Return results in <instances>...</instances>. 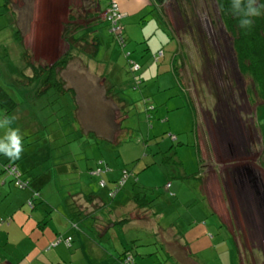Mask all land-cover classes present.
I'll return each mask as SVG.
<instances>
[{"label":"rangeland","instance_id":"rangeland-1","mask_svg":"<svg viewBox=\"0 0 264 264\" xmlns=\"http://www.w3.org/2000/svg\"><path fill=\"white\" fill-rule=\"evenodd\" d=\"M111 2L133 12L124 14V42L104 22L101 8ZM8 6L7 12L0 0L1 83L20 104L9 114L0 107V139L7 129L20 130L23 151L19 159L11 160L25 175L32 163L46 174L49 184L43 192L50 203L59 199L61 208L67 192L76 190H99L108 200L110 185L101 188L100 176H92L91 169L98 162L126 167L138 178V185L151 188L146 191L150 205L160 213V226L168 230V243L154 228L130 231L129 239H138L141 246L136 251L147 253L146 260L134 254L137 264H239L233 241L218 220L219 231L212 227L215 220L204 206L200 179L194 177L204 165L197 154V126L205 151L206 190L215 184L211 167L223 187L213 197L215 210L227 224L230 220L243 264H264V157L256 162L264 139V104L257 111L254 104V90L262 95L263 89L241 71L216 0H165L161 9L169 27L152 0H8ZM93 36L101 39V45L96 57H89L79 48L93 49ZM69 41L76 43L69 51L70 61L65 69L60 64L56 69L67 86H46L45 78L42 83L37 78L28 83L24 75L41 73L31 64L42 70L61 61ZM160 50L169 62L176 58L177 74L166 73L168 61L160 66L163 56L160 62L155 60ZM134 62L141 65L135 72ZM181 98L186 107L180 106ZM256 128L261 130L260 139ZM172 153L175 159L168 157ZM247 166L257 177L259 193L247 173L242 177L245 181L238 175V169ZM184 170L186 176L179 177ZM135 178L129 180L123 196L135 187ZM168 181L172 188H167ZM8 185L9 190L0 188V229L19 222L23 215L29 220L32 210L26 202L19 207L29 190ZM16 198L17 204L9 206ZM171 229H177L179 238H172ZM24 232L33 234L29 225ZM32 237L39 249L37 236ZM15 244L22 242L18 238ZM3 245L12 249L1 242L0 251ZM59 246L71 252L65 243Z\"/></svg>","mask_w":264,"mask_h":264},{"label":"crops","instance_id":"crops-1","mask_svg":"<svg viewBox=\"0 0 264 264\" xmlns=\"http://www.w3.org/2000/svg\"><path fill=\"white\" fill-rule=\"evenodd\" d=\"M152 1L154 2L155 0ZM109 5L110 4L105 6L103 9L101 8V12L106 11ZM119 8L125 15L132 12V10L129 9H127L128 12H125V9L122 8V6ZM130 15H133V12ZM124 17L122 18V25L125 33L127 25L126 23L123 24V20L125 19ZM105 21V24H107L109 28V22L107 20ZM172 50L173 52H176L175 49ZM159 55L160 57H164L160 66H164L166 64L165 62L167 61L169 62V59L165 57V51L162 50V54L159 53ZM173 60L176 61V58ZM173 60H170L168 67H164L166 73H176L177 66ZM158 62H160V58ZM140 66L141 65H139L138 69H140ZM175 96L176 94L170 96V98ZM182 103L183 104H180L181 107L187 106L184 99ZM168 116L169 115L166 117L167 120ZM168 127L170 128V126ZM256 129H258L257 134L260 139L261 130L259 128ZM259 146L261 147V150L256 158L257 163H259V159L264 157V139H262V142L260 139ZM111 168L112 172L107 173L105 176L108 181L116 180L120 176L122 169L117 165L116 167L112 166ZM210 169L214 173L213 174L210 172V175L212 174L215 177V184L210 185L211 188L209 190H206V185L204 184L205 175H203V178L200 177L201 184L199 187L204 201V206H208L209 214L211 213L210 215H212L213 219L215 220L212 227L219 231L217 226L218 220L221 229H223L227 234L228 240H230V242L231 240L233 241L231 245L233 246V249L236 248L237 262L239 264H243L239 244L233 233L230 220L228 219L227 224L222 220L220 213L215 210L213 197H216V192L218 193V189H223V187L221 185V179L217 170L212 167ZM92 170L93 169H91V171ZM261 171L263 170L261 169ZM184 172L187 174L185 170ZM42 183L43 182L36 183L38 187H42L41 193L43 198L36 202L34 209L30 210L31 214L28 216L30 219H26L25 215H23L19 222H15L14 225H11L10 227L0 229V243L6 242L12 245L11 250H8L6 247L8 253H10V256H8L7 259L1 257V264H90L91 262L96 264H118L116 262L117 258L115 257H120V255L126 252L133 253V255L136 254L137 257H139L137 254L139 253L141 256H143L141 259L146 260L145 257H147V253H140L139 250L136 251L138 247H141L137 245L139 240L129 239V233L133 229L152 230L154 228L157 230L156 235H159V237L164 236L165 243H168L165 240L168 230H165L160 226V221L158 219L160 218V213L154 212L152 206L139 209L137 203L132 200V194L140 192L142 190L141 188H134L132 191H130V193H126L125 196H123L122 192H120L115 200H107L103 198L102 192L99 190L96 192L93 190H76L75 192H67V196H65L63 199L64 203H61V208H59V199L55 201L57 203H50L49 198H47L45 196V192H43V189L49 184V181H44V183ZM168 184H170L169 188L173 187V183L171 185V181H168L167 186ZM1 187H3L4 190L7 187L10 189V186H7V183H2ZM90 192L95 193L93 196L97 197L92 199L90 197H85V193L89 194ZM29 197L30 194L27 198L22 199L19 207L26 205L25 202H27ZM221 197L224 198L222 191ZM18 200L20 199L16 198L10 200L8 203L9 206L16 205ZM82 201L85 205L82 203ZM154 219L158 220L157 223L153 222ZM18 224H21L22 226L19 227ZM28 225L32 229L33 234L24 232V229L28 227ZM75 225L77 227H75ZM173 229L170 231L172 238H179V236L176 234L177 229L176 231H173ZM33 235H36L37 240L39 243H41L39 249H37L35 244L32 242ZM59 235H63L64 237H73L72 247L68 248L71 252L61 249L60 246L48 251L47 248L49 247L50 243L53 242ZM18 238L22 242V245L20 246L15 244V241ZM29 239H31L30 242ZM185 244L186 242L184 241V245ZM75 249L78 250L75 252ZM185 250L187 251V249ZM231 254L232 258H234L233 250ZM136 261L137 259L134 256L133 264H137Z\"/></svg>","mask_w":264,"mask_h":264},{"label":"trees","instance_id":"trees-1","mask_svg":"<svg viewBox=\"0 0 264 264\" xmlns=\"http://www.w3.org/2000/svg\"><path fill=\"white\" fill-rule=\"evenodd\" d=\"M3 2H4V6L6 8V11L8 12V8H9L8 0H3ZM164 2H165V0H155L154 1L156 6L158 7L157 9L161 15L162 21L164 23H166L167 26L169 27L167 19H165L164 15H163V11L161 9ZM216 3L218 6V9H219L220 16L226 25L227 31L233 37L236 56H237V60H238L239 67H240L241 71L243 73H246V75H248V76H253L254 79L257 80L258 83L261 84V87L263 89L262 95H260V92H258V91L256 92L254 90V104H255V110L257 111L258 106L261 104H264V14H262L259 17L254 18L253 26L250 30L249 29H241L237 26V24H238L237 19L234 18L230 13L231 0H216ZM258 4H264V0H258ZM262 13H264V9H262ZM104 22H106V21L104 20ZM110 32H111V34L115 35L111 30H110ZM122 35H124V31H123V34H120L119 36H117V35H115V36L120 40L122 39V41L124 42L125 38L122 37ZM78 37H77V34L75 35V37H73V39H74V41H76V43L78 41V39H77ZM81 38L83 39V37H80V39ZM91 39H92L91 43H93V49L79 48V50L81 52L83 51L89 57H96V55L100 49L101 39L97 36H93ZM69 42L70 43H69L68 52L66 51L67 53L65 52L64 53L65 55L63 54L59 58V59L63 58L61 61H58V62L54 63L53 65L47 67L46 69H42V70H41V68H39V70H38L36 65L31 64V67L33 68V70L41 72V73H39L40 74L39 76L35 74L36 75L35 77L34 76L28 77L27 75H24V77L27 78L28 83L35 80L36 78L38 79V81H40V83H42V80L45 78L43 82H45L46 86L48 85L50 87V86L55 85V86H59L61 88H64L65 86H67L65 83L66 81L62 80L61 78L60 79L58 78L59 74L56 71V69L58 68L57 65H59V64L61 65L60 68L65 69L67 67L69 61H70L69 60L70 58L68 56L70 55V57H71V52H69V51L72 48L71 46H73V44L75 46L76 43H74V42L72 43L71 41H69ZM85 42H87V41H85ZM160 51L162 52V50H160ZM160 51L154 55L156 61H158L160 58V55H159V53L161 54ZM176 52H177V50H176ZM135 64L139 65L137 62H134V64H132V70L134 72H135V70H138V68L135 69ZM177 72H178V67H176V74H177ZM1 78H2V71L0 68V107L5 109L6 113L9 114V113H12L14 110H16L19 107L20 103L13 96L11 91L9 89H7L6 87H4V85H2ZM134 78H135V84L138 83L137 81H138L139 77L136 75V76H134ZM253 82H254V80H253ZM68 88L71 89L72 87H68ZM72 91L74 92V90H72ZM109 91L110 90H108L107 93L110 94L111 92H109ZM74 94H75V92H74ZM188 99H189V102L191 104H193L192 99L190 98V95H189ZM152 108H153L152 105H150V108H148V109H152ZM255 115H256V112H255ZM194 116L196 119L197 111L194 114ZM196 120H197V123H196V125H197L198 124V118ZM195 128H196V130H195L196 133L194 132L193 129H192V131L196 135V141H197L196 145H197L198 158L205 165V163H206V161L204 159L205 158L204 157L205 151H204V147H203V144L201 141L199 128L197 126ZM171 136L173 137L174 140L178 138V136H176L174 134H171ZM180 144H183V143L180 142ZM175 156H176V154L172 153L168 157H170L171 159H175ZM32 164H33V167H29L30 165L27 166V168L29 167L30 169H28V175H25V171L23 169H20V167L17 165L16 161L8 159L7 157H5V158H3L2 156L0 157V188L4 189L3 187H1L2 183L8 184V182H9V183H13L14 186H16L22 190H29L30 197L27 200L26 204L28 205V207L30 209H34L36 206V202L41 199L42 187H38L36 183H38V182L44 183V181L47 182V180L44 179L46 174H43V172L39 170V168L36 166L35 163H32ZM8 165L16 166L17 167L16 168L17 174H15L16 172L11 173L9 171L10 168H8ZM180 165H181V163H180ZM204 165H203V167H204ZM98 167H100L102 169V171L99 173L96 172ZM202 168L199 172L194 174V177L199 178L200 180H201V178H203V175L205 173L204 169H202ZM92 169H93L91 172L92 175L100 176L99 178L98 177L97 178H98V182H99L98 184L101 188L106 189V187H109V185H110V187L108 188V198L110 200H115L118 197V194L120 192H122L123 189H125V186L129 182V180H131L132 177L135 178L134 173L131 172L130 170H128L126 167L121 169L120 176L116 180H113V181H108L106 179V177L103 175L105 173L107 174V173L111 172L112 168L109 167V165L104 166L102 163L99 162L97 164V167L96 168L94 167ZM126 173L128 174V176L126 177V181L124 182V184H122V186H120V188L114 194V196H112L111 190L115 189L116 186L118 185V183H120L121 180L124 179V176ZM178 176L179 177H185L186 174L184 172V176L181 173ZM137 179L138 178H135L133 180L135 187H133L132 190L134 188H141L142 190L140 189L141 190L140 192L132 194V200L135 203H137V206L139 209L150 207L151 206L150 203H152V198L148 197L149 194H147V196H146V191H147V189H151V188H147L143 185H138L140 183L138 182ZM18 180L23 181L24 186L20 187L17 184ZM101 180H104V182H105L104 185H100ZM169 185L170 184H168V188H169ZM5 190H7V189H5ZM93 191L96 192L97 190H93ZM93 194H95V193H92V192H90L89 194L85 193V197H87V198L90 197L91 199L97 197V196H93ZM0 221H1V219H0ZM75 227H77V226L75 225ZM69 238L72 239V241H71V247H72L73 237H71V236L64 237L63 235H59L57 237L56 241L52 242V244L57 243L60 240L59 245L61 243H65L67 245L66 240ZM51 245H49V247L47 248L48 251L57 247V246L52 247ZM71 247H68V248H71ZM7 255L10 256V253H8L6 246H4V250L0 251V264H1V257H4L5 259H7L8 258ZM134 256L135 255H133V253L126 252V253L120 255V257L119 256L118 257L114 256V257L117 258L116 262L118 264H133L134 263ZM142 257L143 256H141V258ZM129 258L131 260L127 261Z\"/></svg>","mask_w":264,"mask_h":264},{"label":"clouds","instance_id":"clouds-1","mask_svg":"<svg viewBox=\"0 0 264 264\" xmlns=\"http://www.w3.org/2000/svg\"><path fill=\"white\" fill-rule=\"evenodd\" d=\"M262 9H264V4H258V0H231L230 13L237 19V26L241 29L250 30L253 26L254 18L264 14L262 13ZM9 122L11 123L12 119ZM22 151V135L20 130L18 128L7 129L5 136L0 139V153L15 160L20 158Z\"/></svg>","mask_w":264,"mask_h":264},{"label":"built area","instance_id":"built-area-1","mask_svg":"<svg viewBox=\"0 0 264 264\" xmlns=\"http://www.w3.org/2000/svg\"><path fill=\"white\" fill-rule=\"evenodd\" d=\"M103 15H104V18L109 21L111 31L115 35L119 36L120 34L123 33V26H122V22L121 21H122V18L124 16V13L120 10V8H119V6H118L117 3L112 2L110 4V6L106 9V11L103 12ZM161 54H162V52H161ZM138 67H139V65L135 64V69L138 68ZM8 168H10L9 171L11 173L16 172L15 174H17V171H16L17 170L16 169L17 167L16 166L8 165ZM101 171H102V169L100 167H98L97 170H96L97 173H99ZM127 176H128V174L126 173L125 176H124V179L121 180L120 183H118V185L116 186L115 189H112L111 190L112 196H114V194L118 191V189L120 188V186H122V184H124V182L126 181V177ZM17 184L20 187L24 186V182L23 181H20V180L17 181ZM100 184L101 185H104L105 184L104 180H101L100 181ZM71 241H72L71 238H69V239L66 240V243H67L68 247H71ZM59 243H60V240L57 243L52 244L51 246L52 247L58 246ZM130 260L131 259L129 258L127 261H130Z\"/></svg>","mask_w":264,"mask_h":264},{"label":"water","instance_id":"water-1","mask_svg":"<svg viewBox=\"0 0 264 264\" xmlns=\"http://www.w3.org/2000/svg\"><path fill=\"white\" fill-rule=\"evenodd\" d=\"M245 168V169H244ZM243 169H242V167H240V169H238L239 170V172H238V175L241 177V179H242V177H244V174L245 173H247L245 176H247L248 177V179L250 180V182H252V186H253V188H255L256 190H257V192L259 193V190H258V187H257V185H256V179H257V177L255 176V173H254V171H253V169H251L249 166H247V167H244ZM243 181H245L244 179H242ZM255 184V185H254ZM262 196H264V190H263V192H262Z\"/></svg>","mask_w":264,"mask_h":264}]
</instances>
